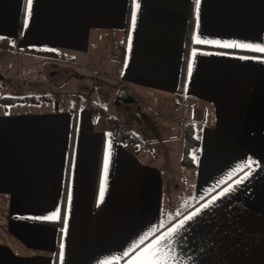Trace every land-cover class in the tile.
I'll return each instance as SVG.
<instances>
[{"label": "crops", "instance_id": "obj_1", "mask_svg": "<svg viewBox=\"0 0 264 264\" xmlns=\"http://www.w3.org/2000/svg\"><path fill=\"white\" fill-rule=\"evenodd\" d=\"M137 2L133 29V0H33L27 27L25 0H0V264H125L132 241L196 211L246 163L248 179L177 252L182 264H264V54L193 43L264 46V0H201L199 28L195 0ZM86 69L95 85L76 93L68 75ZM101 77L120 82L140 117L153 103L158 120L129 122L102 106ZM183 102L199 141L185 156ZM116 120L131 130L125 146L112 136Z\"/></svg>", "mask_w": 264, "mask_h": 264}, {"label": "snow or ice", "instance_id": "obj_2", "mask_svg": "<svg viewBox=\"0 0 264 264\" xmlns=\"http://www.w3.org/2000/svg\"><path fill=\"white\" fill-rule=\"evenodd\" d=\"M33 4V0H25V27L28 24V17L31 15V6ZM133 4L135 5L134 10L131 14V25L134 29L137 22V12L140 8V4L137 0H133ZM200 4L201 0H195V17H196V26L199 28L200 24ZM132 37L129 35L128 40L131 41ZM193 43L197 45H205V44H214L216 46L222 48H234V49H242L245 51H254L257 53L264 54V46L261 45H253L250 43H242L235 41H210L202 38L200 35L193 36ZM197 55V50L193 49L192 56L195 57ZM241 59H247L248 57H240ZM192 74V65L189 64L188 67V75ZM111 135V134H107ZM110 148V146H109ZM73 165L70 163V167ZM244 167H248L249 171L245 172L242 177H239L232 181L231 184H228L224 187L220 192L217 193L216 196H213L206 203L202 204L196 211L189 213L188 215H184L183 219H180L172 225L168 227L165 231H160V226L149 229L148 232L140 235L136 240L132 241L127 248H125L122 252L119 253L120 257L124 260L125 264H182V250L181 252H177V248L181 244V242L186 241V233L190 230L192 224L203 215L205 211H211L215 208L223 199L228 196L234 194L239 186L248 179L251 174V168L248 163L244 165ZM107 171H108V159L107 156L105 158L104 170L102 174L101 186L98 193V201L97 206H100V203L104 199L105 189H106V180H107ZM231 175V174H230ZM222 182L217 181V186H219ZM69 191L66 195V209L64 212V223L67 224V216L68 210L71 207L72 203V190H71V176L69 178ZM60 210L57 209V212ZM183 215V214H180ZM45 220H55L57 216L55 214L44 217ZM191 260V257L187 258ZM186 264V261H185Z\"/></svg>", "mask_w": 264, "mask_h": 264}, {"label": "rangeland", "instance_id": "obj_3", "mask_svg": "<svg viewBox=\"0 0 264 264\" xmlns=\"http://www.w3.org/2000/svg\"><path fill=\"white\" fill-rule=\"evenodd\" d=\"M40 66L38 65V68H40ZM79 72L82 73L83 75L81 74L80 76H73L72 74H70L68 76L72 80V82L75 83L74 92L81 94L85 90L93 89V86L95 85L93 84L94 83L93 78L96 75L93 71H89L87 69L82 71L80 70ZM68 76L62 74L60 79H63L64 77L68 78ZM82 76H84L87 79L91 78L92 80H88V84L84 86L83 79L78 78ZM101 78H103V80L97 82L99 91H97L98 93H96V95H94L93 98L96 99V101L100 102L102 106H105L109 111L115 110L114 113L125 114V117H123V119L125 120L128 119L129 122H133L134 118L141 120V122L145 124H147L150 121L158 120V118L154 115L153 111H151V107L153 106V103H151V105L147 103L146 105H142L143 106L142 109L144 110V115L143 117H140L141 113L138 111L135 104L126 103L118 99L119 93L122 89L121 88L122 85H120V82L107 77H101Z\"/></svg>", "mask_w": 264, "mask_h": 264}, {"label": "built area", "instance_id": "obj_4", "mask_svg": "<svg viewBox=\"0 0 264 264\" xmlns=\"http://www.w3.org/2000/svg\"><path fill=\"white\" fill-rule=\"evenodd\" d=\"M195 109L193 106L188 105L186 102L182 104V114L180 116V121L182 123H189L193 120ZM131 130L127 123L121 120H116L112 129V136L115 140L122 146H125L128 142V137L130 136Z\"/></svg>", "mask_w": 264, "mask_h": 264}, {"label": "trees", "instance_id": "obj_5", "mask_svg": "<svg viewBox=\"0 0 264 264\" xmlns=\"http://www.w3.org/2000/svg\"><path fill=\"white\" fill-rule=\"evenodd\" d=\"M39 54H44L41 51H38ZM23 100H29V101H37L36 98L30 97L29 99H22V98H10L7 99V102H18ZM184 138H185V149H184V156L187 155V152H190V150H193L195 147L198 146L199 141L196 137L195 128L192 123H186L184 125Z\"/></svg>", "mask_w": 264, "mask_h": 264}, {"label": "water", "instance_id": "obj_6", "mask_svg": "<svg viewBox=\"0 0 264 264\" xmlns=\"http://www.w3.org/2000/svg\"><path fill=\"white\" fill-rule=\"evenodd\" d=\"M118 99H120L126 103H132L133 102V98L131 97L130 93L125 89L120 91Z\"/></svg>", "mask_w": 264, "mask_h": 264}]
</instances>
